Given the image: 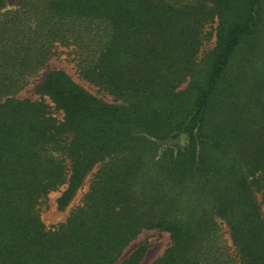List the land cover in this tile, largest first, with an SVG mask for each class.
Masks as SVG:
<instances>
[{
	"label": "trees",
	"instance_id": "trees-1",
	"mask_svg": "<svg viewBox=\"0 0 264 264\" xmlns=\"http://www.w3.org/2000/svg\"><path fill=\"white\" fill-rule=\"evenodd\" d=\"M58 50L111 102L61 71L18 99ZM256 194L264 0H0V264H138L143 231L170 239L152 264H264Z\"/></svg>",
	"mask_w": 264,
	"mask_h": 264
},
{
	"label": "rangeland",
	"instance_id": "rangeland-1",
	"mask_svg": "<svg viewBox=\"0 0 264 264\" xmlns=\"http://www.w3.org/2000/svg\"><path fill=\"white\" fill-rule=\"evenodd\" d=\"M19 0H6V3L9 6L16 5ZM212 46V41L204 46L203 49H209ZM205 52L206 50H202ZM201 51V53H202ZM68 50H58L57 53L46 63L43 69L31 79L30 83L17 95L18 99H30L37 100L39 99V95L37 93V87L43 80L46 73L50 71H61L67 74L72 81H74L77 85L82 87L91 95L110 103L111 97L108 95L98 91L97 88L88 84L86 81L80 78L78 72L76 71L74 63L71 61V56L68 55ZM49 102V101H47ZM59 115L60 114H56ZM94 170L92 171V173ZM91 180V174L86 177L84 183L80 190L76 193L73 200L70 204L64 209L60 210L58 207V199L60 198L64 188L62 187L58 191L50 193L47 198L41 203L39 210L41 219L44 222L47 228L56 226L64 222L66 219L68 212L78 206L80 204L81 198L86 192L88 188V184ZM256 199L258 204L260 205L262 215L264 217V204L262 203V199L260 194H256ZM223 233L227 239L229 236L226 233L225 227H222ZM170 239L166 233H161L158 231H143L130 245L124 250L122 257L120 260L127 259L133 252H135L138 248H143L144 253L141 260L138 264H152L157 258H159L165 249L169 246Z\"/></svg>",
	"mask_w": 264,
	"mask_h": 264
}]
</instances>
